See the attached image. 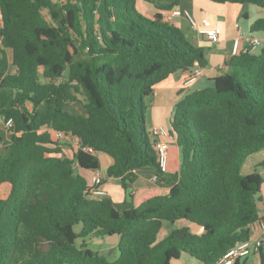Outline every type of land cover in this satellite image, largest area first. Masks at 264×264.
Masks as SVG:
<instances>
[{
  "label": "trees",
  "instance_id": "1",
  "mask_svg": "<svg viewBox=\"0 0 264 264\" xmlns=\"http://www.w3.org/2000/svg\"><path fill=\"white\" fill-rule=\"evenodd\" d=\"M145 1L163 12L177 3ZM210 1L264 9V0ZM136 5L0 0V117L14 122L10 135L0 128V264H173L182 255L219 264L252 239L264 179L242 167L264 151V47L233 56L210 86L176 103L170 132L181 165L164 177L147 110L157 86L196 62L205 68L207 54L161 13L150 19ZM263 31L258 19L251 33ZM58 132L81 145L72 158ZM100 154L112 159L106 176L120 181L126 204L144 168H155L169 191L129 209L91 197L75 166L100 169ZM178 221L189 226L159 242L165 222ZM115 234L116 260L87 246ZM259 256L264 264V244Z\"/></svg>",
  "mask_w": 264,
  "mask_h": 264
},
{
  "label": "crops",
  "instance_id": "2",
  "mask_svg": "<svg viewBox=\"0 0 264 264\" xmlns=\"http://www.w3.org/2000/svg\"><path fill=\"white\" fill-rule=\"evenodd\" d=\"M158 7H164L171 2H177L174 4V9L189 11L193 21L199 28H204V22H208L210 27H218L220 29V42L216 45L210 43L204 35H200L197 30L191 27L189 21L186 18H176L171 24L181 29L187 37L197 46L206 50V57L208 65L203 68V76L193 85L186 87L184 85V79L187 72H179L175 75H171L167 80L162 82L156 87L153 100L147 110V129L149 133L153 127H165L171 129V123L173 121L174 107L176 103L184 98L189 93L208 87L211 84L212 79L221 76L225 70V62L233 57L232 47L233 40L236 37L237 26L242 32V49L243 51L249 47L252 37H258L263 41L264 47V31L256 34L251 33L252 25L258 19H264V9L250 5H237V4H220L210 0H150ZM138 2V1H137ZM142 4L147 3L145 0L140 1ZM152 8L145 4L143 7L146 16L150 19H154L158 13L163 11L158 10L153 4L148 3ZM188 31V32H187ZM260 48V49H261ZM73 110L80 114L82 110L77 107V110ZM3 120L0 117V128H2ZM161 140V139H160ZM169 144V159L167 164V170L164 172V177L172 174H176L180 171L181 165V153L177 146L176 139L174 137L162 139ZM63 154L72 158L77 152V148L74 144L69 142H63L62 145ZM101 155V154H100ZM100 170L106 177L105 184L102 189L106 191L107 197L113 200L116 207L120 209H129L141 204L144 200L154 196L165 195L169 191V186L162 180H155L157 177V170L155 168H144L135 172L136 179L133 184L129 185V192L133 195L132 203L126 204V192L123 189L121 183L117 179H108L106 174L108 168L112 165L111 158L100 156ZM262 172L258 171L264 179V160L260 162ZM260 167V166H258ZM75 169L79 170L77 174H80L86 181L89 187L92 186L93 171L83 170L76 165ZM76 170V171H77ZM258 213L260 219H264V182L261 186V192L258 196ZM177 228L189 226L184 221H178L172 223ZM165 224L162 231L166 228ZM160 236V235H159ZM165 237V236H163ZM251 238L262 239L264 241V229L261 228L259 223L251 226ZM96 243L101 244L96 241ZM173 264H202L199 261L191 258L187 255H182L179 260H175ZM238 264H261L259 251L250 255L247 258L240 259Z\"/></svg>",
  "mask_w": 264,
  "mask_h": 264
},
{
  "label": "built area",
  "instance_id": "3",
  "mask_svg": "<svg viewBox=\"0 0 264 264\" xmlns=\"http://www.w3.org/2000/svg\"><path fill=\"white\" fill-rule=\"evenodd\" d=\"M162 21L168 24H172L176 18H186L191 27L198 31L200 35H204L206 39L216 45L220 42V29L218 27H210L208 22H204V28H199L197 24L193 21L189 11L187 10H180V9H172L169 11H164L161 14ZM263 46V41L258 37H252L251 43L248 48L244 51L242 49V32L240 28L237 26L236 29V37L233 40V47H232V55L237 56L241 53L246 52H257ZM203 76V67L196 62L194 64V68L187 72L184 79V85L189 87L195 84L201 77ZM14 126V122L12 120L3 121L2 130L7 134L10 135L11 129ZM151 138L154 142V148L157 153L158 162L160 164V168L162 172H166L167 164L169 159V144L162 139L170 138L171 132L169 129L165 127H153L150 132ZM57 138L64 142L72 143L76 146L77 151L81 149V145L78 143L76 137L72 135H68L65 132H58ZM161 139V140H160ZM84 151H88L90 153H94L92 148L85 147L83 148ZM76 167V166H75ZM157 180V177L155 178ZM106 177L104 173L100 170H93L92 176V186L89 187L88 193L91 197H106L107 193L102 189L103 185L105 184ZM259 225L262 229H264V219L260 220ZM264 244L262 239H250L245 241L235 248L231 249L227 252V254L220 260L219 264H236L237 261L243 258H247L252 254H255L259 251V248Z\"/></svg>",
  "mask_w": 264,
  "mask_h": 264
},
{
  "label": "rangeland",
  "instance_id": "4",
  "mask_svg": "<svg viewBox=\"0 0 264 264\" xmlns=\"http://www.w3.org/2000/svg\"><path fill=\"white\" fill-rule=\"evenodd\" d=\"M137 5H136V8L138 10L139 13H141L142 15H144L145 17L146 16V13L145 11H143V7L146 8L145 4L148 5L149 7H153V6H150L147 3L145 4H142L140 1L142 0H137ZM45 14L46 11L44 12ZM149 18V17H147ZM188 32V31H187ZM9 53V57L11 58V51L8 52ZM210 86V85H209ZM75 110H77V107H79V104H73V106ZM100 156H105L107 158H110L108 155L106 154H101L99 155ZM264 160V151H261L257 154H254L252 156H250L246 162L244 163L243 167H242V174L244 176H247V175H250L254 172L255 169H257L259 172L261 171L262 172V168L261 166H259L260 162H262ZM77 170V169H75ZM79 170L76 171V173L78 172ZM3 194V189L0 191V196ZM166 227V228H165ZM165 229L162 231V233L160 234L159 238H158V241H162L166 236H168V234L173 230V229H176L177 226L176 225H173L172 223H169V222H165ZM75 230L77 233L80 232L81 230V225H77L75 227ZM165 236V237H163ZM83 240L82 239H79L77 241V246L80 247L81 244H82ZM86 243H87V246L89 249L95 251V252H99L100 254H103L105 256H107L110 260H116L118 259L119 257V251L118 250H113V248L110 246V245H107V244H98L96 243L94 240L92 239H86Z\"/></svg>",
  "mask_w": 264,
  "mask_h": 264
},
{
  "label": "water",
  "instance_id": "5",
  "mask_svg": "<svg viewBox=\"0 0 264 264\" xmlns=\"http://www.w3.org/2000/svg\"><path fill=\"white\" fill-rule=\"evenodd\" d=\"M147 101L149 102L150 99H147ZM119 240H120L119 235L115 234V235H112V236H108V237H106L103 240H98V242L101 243V244L110 245L113 248V250H116V247H117V245L119 243Z\"/></svg>",
  "mask_w": 264,
  "mask_h": 264
}]
</instances>
